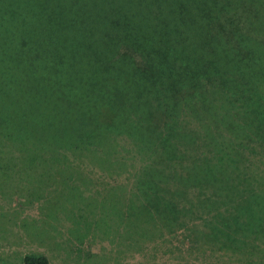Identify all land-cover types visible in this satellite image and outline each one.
<instances>
[{"label": "trees", "instance_id": "1", "mask_svg": "<svg viewBox=\"0 0 264 264\" xmlns=\"http://www.w3.org/2000/svg\"><path fill=\"white\" fill-rule=\"evenodd\" d=\"M249 145L264 147V0H0L1 176L125 147L139 187L238 196L224 169Z\"/></svg>", "mask_w": 264, "mask_h": 264}, {"label": "rangeland", "instance_id": "2", "mask_svg": "<svg viewBox=\"0 0 264 264\" xmlns=\"http://www.w3.org/2000/svg\"><path fill=\"white\" fill-rule=\"evenodd\" d=\"M125 147L97 167L85 159L21 163L9 178L0 170V264H22L24 255L47 264H264V209L255 204L264 192V147L231 153L245 163L224 169L244 175L238 196L222 191L227 181L219 189L139 187L132 175L142 152Z\"/></svg>", "mask_w": 264, "mask_h": 264}]
</instances>
